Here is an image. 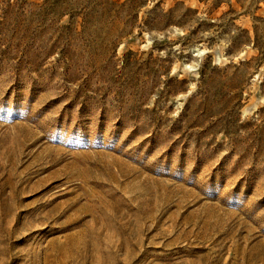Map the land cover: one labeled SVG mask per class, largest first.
Returning a JSON list of instances; mask_svg holds the SVG:
<instances>
[{
  "label": "rangeland",
  "instance_id": "obj_1",
  "mask_svg": "<svg viewBox=\"0 0 264 264\" xmlns=\"http://www.w3.org/2000/svg\"><path fill=\"white\" fill-rule=\"evenodd\" d=\"M0 264H264V0H0Z\"/></svg>",
  "mask_w": 264,
  "mask_h": 264
}]
</instances>
